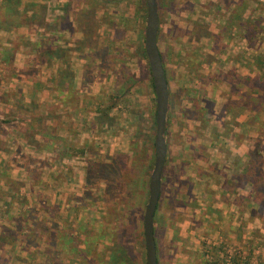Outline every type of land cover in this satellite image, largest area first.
I'll list each match as a JSON object with an SVG mask.
<instances>
[{
	"label": "rangeland",
	"instance_id": "rangeland-1",
	"mask_svg": "<svg viewBox=\"0 0 264 264\" xmlns=\"http://www.w3.org/2000/svg\"><path fill=\"white\" fill-rule=\"evenodd\" d=\"M58 1L46 4V22H57L61 12L55 10L63 1L71 7L68 12L94 7L100 24L94 39L115 55H107L109 68H101V52L76 40L83 34L76 31L75 20L61 35L52 30L65 50L58 62L66 70L74 69L71 83L64 85L68 91L63 88L60 93L66 97L60 95L57 101L56 66L48 69L51 59L42 65L31 60L35 42L51 32L7 22L0 0V121L13 119L0 125V206L9 208L7 216L0 215V232L5 227L14 233L4 246L0 242V263L15 259L20 264H47L42 255L45 243L39 240L36 246V238L31 239L34 252L25 253L26 238H17L24 237L18 225L41 215L49 226L56 221L62 231L53 230V242L66 240L63 246H49L56 249L50 250V264H82L94 252L97 261L85 264H147L143 218L156 137V94L147 80L148 60L140 54L147 11H138L137 0ZM159 6V47L172 99L168 155L155 216L159 264H264V204L255 200L262 186L255 191L251 179L242 175V168L256 161L257 170L264 171V0H159ZM34 64L45 82H21L17 76H26L32 67L28 65ZM219 73L227 77H216ZM186 89H191L189 94ZM116 93L122 96L111 98ZM24 94L34 95L31 106L21 101L30 108L27 113L64 116V135L87 151L54 161L55 153L42 149L35 159L42 161L38 171L45 184L33 191L20 184L21 196L13 198L5 195V181L28 183L27 171L19 166L33 151L29 141L39 137H31L33 126L23 120L22 110L17 112L16 103ZM206 104L207 112L199 114L197 106ZM116 156L128 162L130 180L106 171ZM70 237L76 245L68 246L73 244ZM120 246L129 251L127 263L113 256ZM76 247L83 252H75Z\"/></svg>",
	"mask_w": 264,
	"mask_h": 264
},
{
	"label": "trees",
	"instance_id": "trees-1",
	"mask_svg": "<svg viewBox=\"0 0 264 264\" xmlns=\"http://www.w3.org/2000/svg\"><path fill=\"white\" fill-rule=\"evenodd\" d=\"M116 1V0H114ZM159 1V0H158ZM137 4L138 5V11L139 12H143V11H147V7H146V1L145 0H137ZM87 4V3H86ZM4 9H5V14L8 15V21L11 24H14L15 26L19 25H26V26H37L39 29H46L49 32H51L52 34L50 36H48L47 38H45L43 35V37H40V39H38L35 44H36V50L34 51L35 56L32 57L31 60H33V63H36V60L38 61L39 64H43L44 59H46L47 61L49 59H51L50 61H48L47 66L53 67L56 70V74L55 76V84H54V89L53 92L54 94L57 96L56 99H58L57 101H60V95H62V97H66L64 94H60L61 90L64 88V85H69V83H71V75H73V73L71 72V70H66L65 68H63V65H61L58 61L62 58V55L64 54L65 50H63L62 45H57V42L59 43V36L54 34L52 32V30H54L55 32L62 33L64 29H58L57 28V22L54 23V25H49L46 22V17H47V8H46V4L42 3V0H4ZM61 7H59V9H62L63 14L65 13V16L63 17L62 20V28H68L69 30L72 29V22L69 19V8L70 5L69 3H67L66 1H63V5H59ZM69 6V7H68ZM72 11L74 12V14L76 13V19H75V23L77 24V32H82L83 37H79L76 40L78 41V43L80 45L86 46V49H94L97 52H101L98 55V58H100L101 60L103 59V63L101 65V68H109L108 65H106V63L104 62V58H106L107 55H111L114 56L113 53H108L107 49H104L103 46H101L99 44V42L94 39V35L95 33H98L99 30V19H97L96 17V10L94 9V7L90 8V6L86 5L85 7H82L80 10H76V9H72ZM159 12H160V6H159ZM13 22V23H12ZM114 27L117 26V23H113ZM161 25H162V15H160V28H159V33H158V41H159V36H160V32H161ZM50 27V28H49ZM53 27V28H52ZM10 27H8L9 30ZM0 29H3V27L0 25ZM5 29V28H4ZM93 40V41H91ZM51 43V44H48ZM93 42V43H92ZM102 44V42H101ZM70 48V47H68ZM73 50V49H70ZM79 50V49H78ZM95 51V52H96ZM141 57L143 59H145L146 61L147 59V55L145 52V46L144 48L141 49ZM162 58H163V62H164V66H165V71H166V75L168 78V82H169V74H168V70L166 68V62L165 59L163 57V54L161 52ZM14 60V57L11 56V61ZM107 60V58H106ZM49 62H53L52 64ZM58 62V63H57ZM30 63V61L28 62ZM46 62H44L45 64ZM28 66H32V67H28L30 68L28 71V74L26 76L22 75V76H17L20 80H31V81H35V82H40L42 75L41 72L39 73V68L36 66V64L34 65H28ZM52 68V69H53ZM85 69V68H84ZM194 67H191V70H194ZM42 71V69H41ZM147 71L149 74V77L147 78V80H149L151 82V86L154 87L153 85V78H152V73H151V69H150V65L149 63H147ZM14 72L16 73H26L24 72V69L21 71L20 69H16L14 68ZM85 72V71H84ZM219 75H222L224 77H227L224 73H219L216 75V77H218ZM83 79L86 82L87 78L86 75L84 77V73H83ZM70 78V80H68ZM146 77H144L145 79ZM82 79V80H83ZM191 90V89H190ZM189 89H186V93L189 94L190 93ZM193 90V89H192ZM72 91V89H71ZM70 91V92H71ZM21 93V92H20ZM198 93V91H197ZM73 93H69V95H72ZM123 94V91H122ZM122 94H112L111 98H117V97H121ZM68 95V96H69ZM61 97V98H62ZM192 99L195 100V97H193ZM64 100V99H63ZM21 101H24V96L20 95L19 101L16 103V105L18 107H20V109H17V112L19 110H22L19 112V114L22 115V118L24 121H26V123L31 126H33L32 128V134L31 137L34 139L37 135H39V137H36L34 139V141H29L30 144H32L34 147H32L33 151L31 153H29L28 161L26 163H22V165H20L19 167L22 168V170H26L28 173V183H21L20 181H18L17 179L15 181H10L8 179H6L5 184H7V186L9 187L8 190H6L5 195L7 196H12L13 198H15L17 195L21 196V186H28L30 191L34 190V187H38L43 185V183L45 184V180L42 178L40 171H38V168H41L42 165V161L39 159H35V157H37V153H40L42 151V148H44L45 146H50V148L52 149V151L55 153L54 155V161H59L62 158H73L75 156H84L86 154L87 148L86 146H81V143H74V142H70V140L67 139L65 134L67 127V124L65 123V121H63L61 119V117L59 115H56V113L50 112L49 111H41L38 112L36 114H29L27 113L28 110L30 109L29 107H27V105H24L23 103H21ZM62 101V100H61ZM65 101V100H64ZM171 103H172V99H171V91H170V103H169V113H168V118H167V127L169 129V126L171 124V118H170V114H171ZM31 102L29 103V105L31 106ZM198 110L197 112L199 114H203L207 112V104L204 106H200L198 105ZM108 113V111H105ZM156 114V112H155ZM107 115V114H106ZM199 116H196V118H198ZM21 118V119H22ZM13 119H4L0 121V125H4V123H10V121L12 122ZM155 125H156V118L154 121ZM88 148H90L89 146H87ZM91 150V148H90ZM114 158V159H113ZM111 162L108 163V165H106V171H111L114 172L115 174L118 173V175H122L123 176V180H130L131 179V174L133 173L132 170L131 174L128 173V162L125 161L124 159H122V156H116L113 157ZM253 159V158H252ZM250 157V160H252ZM254 160V159H253ZM37 163H39V167H35L37 165ZM98 163V161H97ZM96 163V164H97ZM257 161L253 164V161L251 162L252 167L247 168V166L242 168V175L243 176H247L249 177V179H251L250 182H252V185L254 186V190L256 191V188L258 187L259 184H261L262 188H259L260 192H262L261 196H255V200L256 203L262 207L263 203V198H264V171H258L257 170ZM52 164H56V162L52 163ZM51 164V165H52ZM250 164V163H249ZM5 171L9 172L6 169H4ZM165 170V169H164ZM124 171L127 172L126 175L130 176L127 177L124 174ZM1 173V172H0ZM164 174V173H163ZM1 175V174H0ZM8 177V176H7ZM263 180V181H262ZM262 182V183H261ZM2 186H5L3 183L1 184ZM258 189V188H257ZM4 192V191H3ZM2 192V196L4 197V194ZM79 203H81V200H78ZM22 205V202H20ZM7 207V208H6ZM19 207H16V210H18ZM53 209V206L50 207L49 212L51 213ZM7 210H9L8 206L6 205L5 208L3 207V205L0 206V215L3 217L7 216L6 212ZM20 210V209H19ZM19 212V211H17ZM16 212V214H17ZM39 212V211H38ZM53 214V213H52ZM54 215V214H53ZM52 217L55 218V215ZM30 216V215H29ZM41 215L36 216L35 218L32 219H27V222L21 227L19 226V228L22 230L21 232L19 231L18 234L24 236V237H20L18 235L17 238H21L22 240H25V238L31 240V239H35L37 236H41L44 234V232L49 231L50 232V226L49 225H45L43 223L42 217H40ZM156 216V214H155ZM34 222V224L32 223ZM156 223V222H155ZM156 226V225H155ZM24 228H26V231H24ZM119 228V227H118ZM31 232H34L33 234ZM0 242L3 244L1 245L4 246V244L6 242H9V240H12V238L14 237V233L9 231V230H2L0 232ZM32 235V237H30ZM73 236V235H72ZM155 237H156V231H155ZM75 237H70V240L73 241V244H69L68 246H72V245H76L75 243ZM95 238V237H94ZM93 238V239H94ZM26 241L27 246L25 245L24 248L29 249V245L30 241ZM92 242V240H90ZM32 242H34L32 240ZM25 243V244H26ZM70 243V241H69ZM157 243V242H156ZM90 244V243H89ZM88 244V249L89 251H87V255H89L90 253V249H91V244ZM35 246V243L32 244V246ZM75 252H83V250L81 249V247H76ZM116 253H118V255H115ZM98 254L96 252H94L91 256L90 259H85L83 258V263L85 264L86 262H95L97 261V257ZM113 256L114 258L117 256L116 260L117 262H121V263H127V259L129 257V251L128 249L123 248L122 246L119 247L118 250H114L113 252ZM159 263V260H158Z\"/></svg>",
	"mask_w": 264,
	"mask_h": 264
},
{
	"label": "water",
	"instance_id": "water-1",
	"mask_svg": "<svg viewBox=\"0 0 264 264\" xmlns=\"http://www.w3.org/2000/svg\"><path fill=\"white\" fill-rule=\"evenodd\" d=\"M147 7L145 29V52L150 65L156 94L155 161L149 180V195L144 212V238L147 264H159L155 237V214L159 206L163 173L168 155L167 118L170 103V87L165 71L158 33L160 12L158 0H145Z\"/></svg>",
	"mask_w": 264,
	"mask_h": 264
},
{
	"label": "crops",
	"instance_id": "crops-1",
	"mask_svg": "<svg viewBox=\"0 0 264 264\" xmlns=\"http://www.w3.org/2000/svg\"><path fill=\"white\" fill-rule=\"evenodd\" d=\"M53 1H55V0H42V3H45V4H50V2H53ZM62 0H59L58 2H61ZM61 12V15H58V16H56L57 18V27L59 28V29H64L63 31H65L66 30V28L64 27V28H62V26H61V19H63V17L65 16V13L63 14V11H62V9H59V7H56V10H55V12ZM69 19H70V21H73V20H75V15H76V13L74 14V12L72 11V12H69ZM47 20V19H46ZM47 23L50 25V23L47 21ZM52 25H54V24H52ZM75 24H73V26H74ZM20 27H22V26H20ZM76 30H77V27H76ZM14 31H11V32H9V33H13ZM52 33H48V36H50ZM79 38V37H78ZM77 39V38H76ZM72 53L73 52H76V50H73V51H71ZM51 68H53V67H48V69H51ZM71 70H74V69H72V67H71ZM84 70V69H83ZM77 71V70H76ZM82 71V70H81ZM83 73H84V71H82ZM83 73L81 74V76L83 75ZM54 75H55V73H53ZM50 78H51V74H50ZM49 78V81H51V79ZM21 82H23L22 80H20ZM33 82H35V81H32V83ZM41 82H45V80L43 79V78H41ZM36 83V82H35ZM68 90H65V88H64V92H67ZM24 97H25V99H24V102L26 103V104H28V102H32V100H33V97H34V95H32L31 97H29L28 95H26V94H24L23 95ZM62 118L64 119L65 117L64 116H62ZM62 119V120H63ZM64 121V120H63ZM95 148H97V147H95ZM43 150H46V151H50V150H52L51 148H50V146H45L44 148H42ZM99 153H100V151H95L94 152V154L97 156V155H99ZM14 174V176H15V173H13ZM41 176H42V173H41ZM42 178H43V176H42ZM11 181V180H10ZM48 190V189H47ZM27 222V221H26ZM26 222H24V223H22L23 225L26 223ZM33 224H34V222H32ZM43 223L45 224V225H48L49 224V222L48 221H43ZM18 225V226H23V225ZM35 225V224H34ZM76 225L73 223V227H75ZM51 228H50V232L49 231H47L46 230V232H44V234L43 235H41V236H37L36 237V240H37V243H36V246H37V244L39 243V240L42 242V243H45L46 244V248H45V250L44 251H42V255H44L45 256V261H46V263L47 264H50V262H52V253H51V251L50 250H52V249H54V250H56L55 249V247H53V248H51V249H49V246L50 245H56L57 247H58V243H59V245H64L65 243H66V240H65V237L63 238V240H59L58 238H57V241L54 243L53 242V230L56 228L57 229V231H58V233L60 232V233H62V231H60L59 230V226L57 225V223H56V221H55V223L53 224V225H51L50 226ZM54 227V228H53ZM4 229L3 230H6L7 228H5V227H3ZM16 228H19V227H16ZM22 229V228H21ZM32 234L34 233V232H31ZM57 233V234H58ZM1 235V234H0ZM22 236V235H21ZM30 237H32V235L30 236ZM29 239H27L26 238V241H28ZM23 241H25V240H23ZM30 241V240H29ZM68 243V242H67ZM27 244V243H26ZM81 246V245H80ZM62 249V248H61ZM25 253H27V251L28 252H30V253H32V252H34V248H33V246L32 245H29V249L28 248H26L25 250ZM62 251H63V249H62ZM61 253V252H60ZM29 257V256H28ZM25 258H27V257H25ZM19 261L20 260H18V261H16L15 259L13 260H11L10 261V263L9 264H20L19 263ZM1 264V263H0ZM2 264H4V263H2ZM6 264V263H5ZM21 264H25V263H21Z\"/></svg>",
	"mask_w": 264,
	"mask_h": 264
}]
</instances>
